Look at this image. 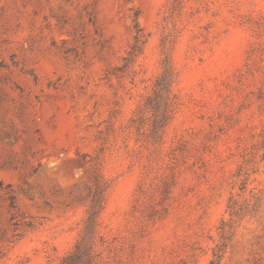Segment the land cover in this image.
Masks as SVG:
<instances>
[{
	"label": "rangeland",
	"instance_id": "obj_1",
	"mask_svg": "<svg viewBox=\"0 0 264 264\" xmlns=\"http://www.w3.org/2000/svg\"><path fill=\"white\" fill-rule=\"evenodd\" d=\"M136 24L146 41L122 68ZM166 55L172 115L152 94ZM263 137L264 0H0V264H61L94 164L92 264H248Z\"/></svg>",
	"mask_w": 264,
	"mask_h": 264
},
{
	"label": "trees",
	"instance_id": "obj_2",
	"mask_svg": "<svg viewBox=\"0 0 264 264\" xmlns=\"http://www.w3.org/2000/svg\"><path fill=\"white\" fill-rule=\"evenodd\" d=\"M177 0H173V3ZM136 35H135V42L131 50L128 52L127 57L124 58V66L122 68L128 67L130 64L133 63L135 57L141 53L142 46L145 43V35L142 32V29L138 27V25H135ZM164 45V44H163ZM164 51V48H163ZM164 55V52H163ZM161 65V72L160 74L155 78L152 88V94L157 97L158 99H161L164 107L166 109L165 114H173V100L170 97L171 96V87L176 79V74L174 73L172 64H171V58L170 56L166 55L160 62ZM153 103V102H152ZM150 105V108L155 107L152 106L154 104H148ZM170 108V110H169ZM143 109L139 108L137 111L138 118H142L144 116ZM263 148H264V137L262 140ZM262 160H264V154L262 155ZM93 191L89 195V203L87 206L85 219L83 220V227L79 235V239L74 245L73 251L69 253L64 259L62 260L61 264H74V261L76 258H79L81 254L85 257L86 263L92 264L94 262V259L97 257L94 249V245L98 236V228L100 226L99 224V217L100 214L104 208L105 203V192L107 189L106 183L103 181L99 167L94 164L93 165ZM255 191L262 192L261 189H257L256 187L253 188L250 191V194H255ZM140 192H144L143 189H140ZM170 194V187L169 185H164V190H162V200L166 201L169 199ZM247 203L249 206L250 200H245L244 205ZM229 216L232 218H239L240 212L243 209L242 205H239L237 201L231 199L229 201V206L227 207ZM166 211V209H164ZM254 211V210H253ZM242 213V212H241ZM248 214L243 215L240 217L239 220H243L245 216ZM251 217H254L251 216ZM224 224V222H223ZM260 225L258 224V227ZM262 235H256V238L259 243V248L254 253V255L251 257L250 260H248V264H264V225H262V228L260 230ZM215 256L218 258L219 262L211 261L210 264H219L221 261V256ZM214 256V257H215Z\"/></svg>",
	"mask_w": 264,
	"mask_h": 264
}]
</instances>
